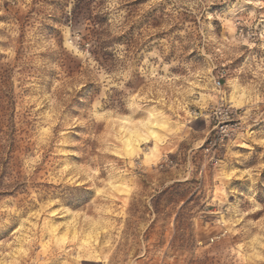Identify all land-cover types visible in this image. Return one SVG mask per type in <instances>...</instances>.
<instances>
[{"label": "rangeland", "instance_id": "obj_1", "mask_svg": "<svg viewBox=\"0 0 264 264\" xmlns=\"http://www.w3.org/2000/svg\"><path fill=\"white\" fill-rule=\"evenodd\" d=\"M0 264H264V0H0Z\"/></svg>", "mask_w": 264, "mask_h": 264}, {"label": "built area", "instance_id": "obj_2", "mask_svg": "<svg viewBox=\"0 0 264 264\" xmlns=\"http://www.w3.org/2000/svg\"><path fill=\"white\" fill-rule=\"evenodd\" d=\"M221 82L220 80L217 81V85L220 86ZM236 109H234L230 104H227L224 97H221L220 106L218 107V110L213 111L214 116L218 118V114L221 115V117H224V121L218 120L219 123L225 122L226 118H230V116H233L236 114ZM214 117V119H215ZM221 133L223 136L228 135V126L227 125H221Z\"/></svg>", "mask_w": 264, "mask_h": 264}, {"label": "bare ground", "instance_id": "obj_3", "mask_svg": "<svg viewBox=\"0 0 264 264\" xmlns=\"http://www.w3.org/2000/svg\"><path fill=\"white\" fill-rule=\"evenodd\" d=\"M146 124H148V123H146ZM146 124H144V126H146ZM153 124V123H152ZM154 125V124H153ZM138 129H140V128H138ZM138 131V130H137ZM132 132H130L129 134H131ZM134 133V132H133ZM140 133V132H139ZM138 133V134H139ZM154 134H155V131H154ZM130 137V136H129ZM126 140H128V139H126ZM128 143H129V141H128Z\"/></svg>", "mask_w": 264, "mask_h": 264}]
</instances>
